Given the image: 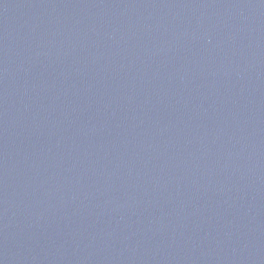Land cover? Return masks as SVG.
<instances>
[{
	"label": "water",
	"instance_id": "water-1",
	"mask_svg": "<svg viewBox=\"0 0 264 264\" xmlns=\"http://www.w3.org/2000/svg\"><path fill=\"white\" fill-rule=\"evenodd\" d=\"M0 264H264V0H0Z\"/></svg>",
	"mask_w": 264,
	"mask_h": 264
}]
</instances>
